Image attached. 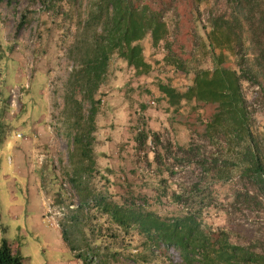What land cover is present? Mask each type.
I'll return each mask as SVG.
<instances>
[{"label": "rangeland", "instance_id": "374dc122", "mask_svg": "<svg viewBox=\"0 0 264 264\" xmlns=\"http://www.w3.org/2000/svg\"><path fill=\"white\" fill-rule=\"evenodd\" d=\"M152 1L165 10L169 34L156 46L151 44L150 37L141 41L144 56L152 66L148 75L136 76L121 59L114 56L111 60L105 80L94 96L97 114L92 149L97 171L90 174L91 182L96 190L104 189L111 200L118 203L130 195L145 196L147 207L161 216L186 211L182 204L173 201L172 192L196 186L200 193L186 205L189 209L197 207L198 200L203 198L200 218L209 232L211 247L218 248V240L227 236L231 244L252 247L255 253L264 254V190L251 179L241 177L233 162L234 156L221 153V148L211 144L204 134L206 122L214 117L217 104L193 100L183 102L180 109L174 111L161 98L157 86L159 82L169 83L184 91L192 83L195 70L213 67L207 45L209 19L214 12L228 10L227 2ZM69 10L66 0H56L52 12L45 6V0L0 2L3 93H9L13 86L29 84L22 91L20 111L15 115L8 112L15 122L0 127V243L3 238L8 239L23 256L22 264H75L76 254L85 252L79 245V232H74L66 220L72 201L62 185L63 180L70 177L80 154L73 137L86 128L90 108L89 102L83 101L84 119L77 124L75 101L80 99V94L68 93L66 89L72 68L67 49L75 40L76 30L75 10ZM218 64L225 68L238 67L236 56L229 52H224ZM250 84L249 80H243V90L253 110L252 127L258 135L264 136V102L259 99V91ZM150 121L156 130L148 126ZM141 122L153 134L160 135L168 129L176 138V147L170 149L171 153L166 152L165 143L145 156L146 163L154 169L153 174L138 173L135 151L144 147V141L137 138L136 128ZM33 124H38L40 130L35 127L37 132L34 133ZM19 126L20 136L17 135ZM194 135L199 142L191 140ZM29 139L35 147L32 162L30 166L25 162V169L29 166L35 176L33 184L41 205L28 198L32 181L22 168L16 169L14 160V156L17 157L14 149L23 141L28 143ZM191 144L200 145L198 155L177 150L187 149ZM216 156L220 157L218 166L208 167L206 171L201 162L205 158L211 161ZM222 161L226 162V168ZM185 163L191 167L178 173L175 165ZM76 194L78 204L77 191ZM106 220H98L93 225L108 226ZM60 221L65 223L66 239L74 249L64 240ZM140 239L135 234L130 242L115 246L138 264H159L163 259L185 264L176 248L169 249L164 244L153 245L154 256L149 255V261L143 263L138 257L142 250Z\"/></svg>", "mask_w": 264, "mask_h": 264}, {"label": "trees", "instance_id": "16d2710c", "mask_svg": "<svg viewBox=\"0 0 264 264\" xmlns=\"http://www.w3.org/2000/svg\"><path fill=\"white\" fill-rule=\"evenodd\" d=\"M55 1L45 0V6L51 12L55 9ZM66 2L69 11L75 10L76 17L75 40L67 49L72 68L66 89L68 93L80 94V99L75 101L77 124L81 118L84 119L83 101L90 104L85 119L86 128L83 127L73 137L75 149L80 154L68 177L80 198L75 208L68 209L66 219L70 228L79 232V245L85 249L84 253L79 252L76 256L83 257V261L89 263L96 258L98 264H110L125 255L115 244L124 245L136 234L141 238L142 250L138 257L143 263L149 261V255L154 256L151 251L153 245L164 244L169 249L176 248L185 264H264V254L255 253L252 247L231 244L227 236L218 240V248L211 247L209 232L200 218L203 198L198 200L197 207L189 209L186 205L200 193L196 186L172 192L173 201L184 204L189 210L168 216H161L149 209L145 196L130 195L118 203L112 201L104 189H95L90 177L97 171L92 149L96 139L92 132L97 114L94 96L104 82L114 56L132 68L136 76L148 75L152 66L144 56L141 41L150 37L151 44L158 45L167 38L169 23L165 10L157 7L152 0ZM226 2L228 10L214 12L209 19L207 45L213 58V67L195 70L192 83L184 91L169 83L159 82L157 86L161 98L174 111H178L183 102L193 100L217 104L214 117L206 122V139L221 148V153L233 155L240 176L258 183L264 190V136L253 130L252 106L243 90V80H249L251 86H258L259 99L264 102V0ZM71 16L74 17V14ZM22 24L23 20L20 22ZM165 44L169 47L168 42ZM224 52L236 56L237 68H225L218 64ZM145 131L146 124L143 123L142 131L137 134L140 141L146 139ZM158 138V134H153L154 140ZM170 149L167 144L166 152L171 153ZM199 149L200 145L197 144H191L187 149L177 148L179 152L191 155H198ZM219 160V156L211 161L205 158L201 164L208 171V167L218 166ZM222 164L226 168V162L222 161ZM104 218L108 226L104 223L96 227L93 225ZM61 224L64 240L74 249L71 241L66 239L68 231L65 223ZM105 240L110 242L105 243ZM22 262L23 256L8 239L3 238L0 243V264ZM159 264L174 263L163 259Z\"/></svg>", "mask_w": 264, "mask_h": 264}, {"label": "built area", "instance_id": "2783aa9c", "mask_svg": "<svg viewBox=\"0 0 264 264\" xmlns=\"http://www.w3.org/2000/svg\"><path fill=\"white\" fill-rule=\"evenodd\" d=\"M29 86L28 82L24 84V86H13L9 89L8 93V107H9V112L10 114L15 115L18 111L21 109V96H22V91L24 89H27ZM253 88L258 89L257 85H254ZM152 104L155 103L154 100L151 101ZM145 124V123H144ZM143 129V123L141 122L140 124L137 125L136 128V133L138 134L140 131ZM146 139L144 140V147L139 148L135 151V159L137 160V167H138V173H145V174H153L154 169L150 167L146 161L144 160L145 156L147 153L152 152L154 153L157 150V147L159 144H168L170 147L173 149L176 147V138L174 133L171 130H166L164 133L159 135L158 140L153 139V131L148 130L146 126ZM20 136V134H18ZM194 141V143L199 142L198 137L195 135L191 139ZM191 165L189 163H185L180 166L175 165V169L177 170L178 173L185 172L186 169H189ZM181 169H183L181 171ZM63 188L66 191V195L72 203L69 205L70 208H75L77 206V201H76V191L72 188L71 183L65 179L62 182ZM74 201V202H73ZM182 207H184L186 210L188 207H185L184 204H182ZM98 260L96 258L92 259L91 263H96ZM121 264H138L135 259L133 258H126V256H122L120 258Z\"/></svg>", "mask_w": 264, "mask_h": 264}, {"label": "crops", "instance_id": "0c3cea01", "mask_svg": "<svg viewBox=\"0 0 264 264\" xmlns=\"http://www.w3.org/2000/svg\"><path fill=\"white\" fill-rule=\"evenodd\" d=\"M8 112H9L8 93H3L2 84H1L0 85V127L5 126L8 122H12V123L15 122L13 120V118L9 117ZM148 126L153 127L155 125H153V122L151 123V121H150V122H148ZM35 127H37L40 130V127L38 124H35V125L33 124L32 125V131H34V133L37 132V130L34 129ZM20 128H21V126H19L17 128L18 133L20 131ZM153 128L155 129L157 127H153ZM176 137H177V135H176ZM28 143H29V145H28ZM28 143H25V141H23L18 149H14V151H16V155H17V157L14 156V160L16 161V169L22 168L23 172L27 173L29 181L30 182L32 181L33 186L29 189L28 198L32 199L33 201H37L38 204L41 205V201L39 200V194H38V192L36 193L37 187L35 186V188H34V184H33L36 179H35V176L32 174V172L29 168L30 162H32V149H33V147H35V144L32 143L31 139L28 140ZM9 161H12V159L10 157H9ZM25 162H27V164L29 165L27 170L25 169ZM38 208H39V206H38ZM35 209H37V208H35ZM71 251H72V254L75 255L74 251L73 250H71ZM75 264H92V263H88V262L83 261V257H77Z\"/></svg>", "mask_w": 264, "mask_h": 264}, {"label": "clouds", "instance_id": "9594fccd", "mask_svg": "<svg viewBox=\"0 0 264 264\" xmlns=\"http://www.w3.org/2000/svg\"><path fill=\"white\" fill-rule=\"evenodd\" d=\"M20 134V133H19ZM18 135V134H17Z\"/></svg>", "mask_w": 264, "mask_h": 264}]
</instances>
